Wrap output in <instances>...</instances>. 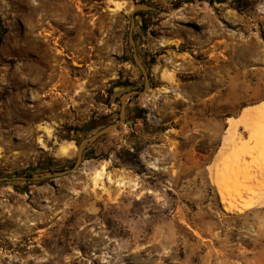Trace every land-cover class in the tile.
Here are the masks:
<instances>
[{
	"label": "rangeland",
	"instance_id": "374dc122",
	"mask_svg": "<svg viewBox=\"0 0 264 264\" xmlns=\"http://www.w3.org/2000/svg\"><path fill=\"white\" fill-rule=\"evenodd\" d=\"M0 19V176L71 167L140 91L78 169L0 183V264H264V206L225 210L210 172L228 116L264 129V0H0Z\"/></svg>",
	"mask_w": 264,
	"mask_h": 264
},
{
	"label": "bare ground",
	"instance_id": "6f19581e",
	"mask_svg": "<svg viewBox=\"0 0 264 264\" xmlns=\"http://www.w3.org/2000/svg\"><path fill=\"white\" fill-rule=\"evenodd\" d=\"M54 3L56 7L52 8V12L67 10L65 6H59L56 2ZM40 6L44 8V12L35 18L36 25L44 24L42 19L48 12L44 1ZM34 9L32 7L31 10L36 13ZM71 19H73L75 24L73 15ZM251 55L250 49L248 51L243 49L242 52L237 54V56L246 61H253L254 57L252 58ZM247 71L249 70L246 69L245 72ZM167 76L172 78L173 72H169ZM244 108V112L250 113L247 106ZM226 122L228 124L226 132L221 138V146L215 154L216 160L210 168L211 180L223 204V208L227 211L241 212L256 206H264V129L251 134L249 138H243L239 128L243 126L244 129L248 130L247 123L241 122L239 118L233 116H228ZM67 149L63 147L61 152L65 153ZM106 164L107 160L100 162V168L96 171L95 177L105 171ZM253 164L257 166L255 171L251 167Z\"/></svg>",
	"mask_w": 264,
	"mask_h": 264
},
{
	"label": "water",
	"instance_id": "95a60500",
	"mask_svg": "<svg viewBox=\"0 0 264 264\" xmlns=\"http://www.w3.org/2000/svg\"><path fill=\"white\" fill-rule=\"evenodd\" d=\"M147 11V10H154V11H160L159 8L156 6H153L150 3H137L134 5L132 9V14H131V22H130V28L128 32V38L129 42L134 48V51L131 54V58L133 62L136 64L137 68L139 69L141 76L143 77V87L144 89L149 86V74L147 72L145 64L142 62V60L139 57V54L135 51V41L133 37V28L135 26V18H134V13L136 11ZM116 89H119V87H116ZM140 91L137 89H131L123 92L120 96V105H119V113H118V120L115 122H111L107 125H103L99 128H97L94 132L91 134H88L84 136L78 143L77 149H76V156L74 159V162L71 167L69 168H64L62 170H54V171H46L40 174H36L31 177H25V176H7V175H2L0 176V183H10L13 184L16 180H38V179H45V178H53V177H59L66 175L70 173L71 171H74L79 168L82 160H83V154L87 147L92 145L94 142H96L102 135L106 134L107 132L116 129L120 124H123L125 122L126 118V108H125V103L129 99V97L133 94H137Z\"/></svg>",
	"mask_w": 264,
	"mask_h": 264
},
{
	"label": "trees",
	"instance_id": "16d2710c",
	"mask_svg": "<svg viewBox=\"0 0 264 264\" xmlns=\"http://www.w3.org/2000/svg\"><path fill=\"white\" fill-rule=\"evenodd\" d=\"M209 2H212V0H207ZM218 1H221V0H218ZM146 3H149V2H146ZM151 4V3H150ZM139 13H142L141 10L137 11V14ZM6 32V27L2 24L1 22V19H0V44L2 42V37L4 35V33ZM143 110L142 109H139V112H142ZM76 131H78L79 129H82V128H74ZM60 165L59 162H48V164L45 166L47 170H50V169H54V168H58Z\"/></svg>",
	"mask_w": 264,
	"mask_h": 264
}]
</instances>
